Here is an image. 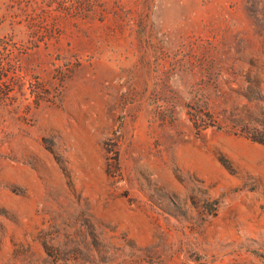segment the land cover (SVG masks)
Segmentation results:
<instances>
[{"label":"rangeland","instance_id":"rangeland-1","mask_svg":"<svg viewBox=\"0 0 264 264\" xmlns=\"http://www.w3.org/2000/svg\"><path fill=\"white\" fill-rule=\"evenodd\" d=\"M255 135L264 0H0V264H264Z\"/></svg>","mask_w":264,"mask_h":264},{"label":"trees","instance_id":"trees-1","mask_svg":"<svg viewBox=\"0 0 264 264\" xmlns=\"http://www.w3.org/2000/svg\"><path fill=\"white\" fill-rule=\"evenodd\" d=\"M210 119H212V117H210ZM246 127V126H245ZM247 128V127H246ZM256 130V129H255ZM255 132H257V131H255ZM257 133H259V134H261L260 132H257ZM252 138V140H254V141H256V142H259V143H262V144H264V140L262 141V139L260 138V137H258V136H253V137H251Z\"/></svg>","mask_w":264,"mask_h":264}]
</instances>
